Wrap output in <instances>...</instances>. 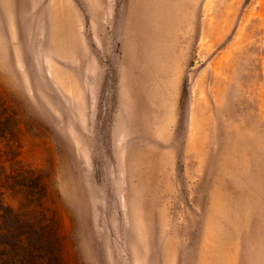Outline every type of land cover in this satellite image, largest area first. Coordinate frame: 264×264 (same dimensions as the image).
Wrapping results in <instances>:
<instances>
[{
	"label": "rangeland",
	"instance_id": "rangeland-1",
	"mask_svg": "<svg viewBox=\"0 0 264 264\" xmlns=\"http://www.w3.org/2000/svg\"><path fill=\"white\" fill-rule=\"evenodd\" d=\"M35 240L264 264V0H0V264Z\"/></svg>",
	"mask_w": 264,
	"mask_h": 264
},
{
	"label": "trees",
	"instance_id": "trees-1",
	"mask_svg": "<svg viewBox=\"0 0 264 264\" xmlns=\"http://www.w3.org/2000/svg\"><path fill=\"white\" fill-rule=\"evenodd\" d=\"M41 228V227H40ZM39 227H36L35 228V231H39V230H41ZM41 241V240H40ZM39 240H35V246H34V248L35 249H37V253L39 254H47L48 255V260L47 261H42V262H40L39 264H55L56 262H54V258H53V253L52 252H50L48 249H46L45 247H44V245L40 242ZM18 242L17 243H15V251H17V246H18ZM52 255V259L50 260V256ZM32 259H33V256H32ZM16 260V259H15ZM17 261V260H16ZM33 261H34V259H33ZM32 261V262H33ZM19 262H22V261H19ZM31 262V263H32ZM16 263V262H15ZM30 263V264H31Z\"/></svg>",
	"mask_w": 264,
	"mask_h": 264
}]
</instances>
